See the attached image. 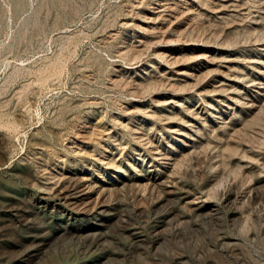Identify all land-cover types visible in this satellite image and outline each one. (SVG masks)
I'll return each instance as SVG.
<instances>
[{
	"label": "rangeland",
	"instance_id": "rangeland-1",
	"mask_svg": "<svg viewBox=\"0 0 264 264\" xmlns=\"http://www.w3.org/2000/svg\"><path fill=\"white\" fill-rule=\"evenodd\" d=\"M0 264H264V0H0Z\"/></svg>",
	"mask_w": 264,
	"mask_h": 264
}]
</instances>
